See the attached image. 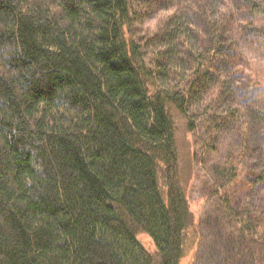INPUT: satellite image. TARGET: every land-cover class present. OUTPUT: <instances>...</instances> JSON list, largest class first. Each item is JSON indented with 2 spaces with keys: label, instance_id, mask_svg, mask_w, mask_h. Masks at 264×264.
<instances>
[{
  "label": "trees",
  "instance_id": "trees-1",
  "mask_svg": "<svg viewBox=\"0 0 264 264\" xmlns=\"http://www.w3.org/2000/svg\"><path fill=\"white\" fill-rule=\"evenodd\" d=\"M149 5L156 30L137 32ZM243 41L264 49V0H0V264H182L201 238L195 136L203 149ZM246 148L206 166L236 226L227 264L264 246V211L227 202Z\"/></svg>",
  "mask_w": 264,
  "mask_h": 264
},
{
  "label": "rangeland",
  "instance_id": "rangeland-1",
  "mask_svg": "<svg viewBox=\"0 0 264 264\" xmlns=\"http://www.w3.org/2000/svg\"><path fill=\"white\" fill-rule=\"evenodd\" d=\"M137 13L139 14L135 20V30L140 33H154L161 11L156 6L149 5L138 7ZM218 67V74L221 73L218 78L223 75L228 81L225 85L226 92L220 101L218 100L220 114L212 119L211 124L216 125H212L206 139L202 140L206 141L203 149L198 138L207 130L202 127L195 136L200 159L189 192L190 208L201 238L191 246L193 250H189L182 264H227L236 226L234 223L230 224L224 216L221 208L223 201L221 202L220 197H227L215 192L214 181L208 176L206 166L209 164L210 168L211 164L222 161L228 149L234 142L241 141L242 137L246 139L247 144L242 169L247 175L245 179L241 177L233 184L231 190H228L226 195L230 196L227 202L234 207L250 206L258 213L264 211V120L254 112V109L264 108V49L253 48L244 41L240 42L228 59ZM199 101L204 103L202 95ZM191 137L184 123L180 122L178 145L186 175L192 166ZM247 172L255 173L259 178L252 182L253 177H249ZM260 219L263 225L264 217ZM194 252L196 254L193 257ZM263 254L264 246H261V254L256 264H261Z\"/></svg>",
  "mask_w": 264,
  "mask_h": 264
}]
</instances>
